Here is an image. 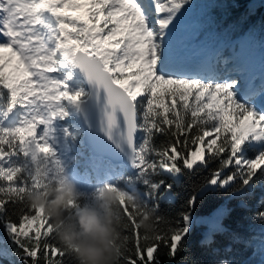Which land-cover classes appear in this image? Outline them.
I'll return each instance as SVG.
<instances>
[{
	"label": "snow or ice",
	"instance_id": "1",
	"mask_svg": "<svg viewBox=\"0 0 264 264\" xmlns=\"http://www.w3.org/2000/svg\"><path fill=\"white\" fill-rule=\"evenodd\" d=\"M194 7L192 0H0V225L8 238L0 257L76 264L27 194L66 175L54 122L95 97L105 101L100 128L119 149L103 185L142 200L139 211L122 201L121 264H161V252L175 259L194 223L207 224L202 243L213 244L228 231L223 221L232 209L221 204L198 218L197 207L216 196L251 210L258 188L252 219L262 227L233 239L254 247L264 264V79L255 82L235 62H190V53L175 49ZM185 182L190 195L165 210ZM97 189L82 186L74 208L90 204ZM148 213L156 214L152 232L138 223Z\"/></svg>",
	"mask_w": 264,
	"mask_h": 264
},
{
	"label": "trees",
	"instance_id": "2",
	"mask_svg": "<svg viewBox=\"0 0 264 264\" xmlns=\"http://www.w3.org/2000/svg\"><path fill=\"white\" fill-rule=\"evenodd\" d=\"M192 3L197 11L194 18L200 24L199 35L203 41H210L215 44L221 41L233 42L238 37L249 33L253 36L252 52L257 47L264 48V0H192ZM224 53L226 54V52ZM227 56L236 58L234 54ZM215 62H219L218 58L215 59ZM163 142V137L156 138L157 147H160ZM94 161L90 151L83 147L80 154L74 155L71 166L75 171L89 176L93 186H103L104 170L112 163L98 160L101 164V171H96L91 167ZM199 178L200 176L194 177L196 180ZM186 189L187 183L185 182L184 188L177 189L179 196L176 201L165 203L162 207L174 212L190 195ZM261 194V190L258 188L255 197L249 201L251 210L238 207L236 200L229 202L227 198L216 196L206 198L205 203L197 207L194 215L198 218L208 217L221 204H227L232 209L231 214L223 221L228 231L217 234L214 243L207 245L202 243L208 232L207 224L203 222L194 223L184 250L178 252L175 259L172 260L161 252L159 254L161 264H218L221 260H230L233 264H261V256L254 247H247L243 242H236L233 239L234 235L245 240L259 233L262 225L257 220L252 219V215L257 209V201ZM11 218L15 221L18 216L13 215ZM7 239L5 229L0 225V240ZM0 260L4 264H10L8 259L0 257ZM12 260L15 261V264H20L18 258L12 257Z\"/></svg>",
	"mask_w": 264,
	"mask_h": 264
},
{
	"label": "clouds",
	"instance_id": "3",
	"mask_svg": "<svg viewBox=\"0 0 264 264\" xmlns=\"http://www.w3.org/2000/svg\"><path fill=\"white\" fill-rule=\"evenodd\" d=\"M82 196L78 183L66 174L43 191L29 192L27 200L52 220L58 241L74 254L76 264H121L122 251L127 246L122 201L139 211V193L105 184L98 187L90 204L77 210L74 205ZM155 215L138 217L142 230L154 231Z\"/></svg>",
	"mask_w": 264,
	"mask_h": 264
},
{
	"label": "rangeland",
	"instance_id": "4",
	"mask_svg": "<svg viewBox=\"0 0 264 264\" xmlns=\"http://www.w3.org/2000/svg\"><path fill=\"white\" fill-rule=\"evenodd\" d=\"M196 13L197 11L194 8L189 11L188 18H186V24H188L186 35L180 38L177 51L190 53V62L199 60L212 65L217 58L219 63L228 61L231 64L235 62L255 82L258 83L261 79H264V48L257 47L252 52L253 36L251 34L246 33L233 42L221 41L215 44L210 41H203L199 35L200 24L194 18ZM228 54H235L236 59L232 61L231 57L227 56ZM68 111V117L54 122L53 127L55 131L53 135L56 141L55 147L60 159L63 161L66 174L76 181L82 190V186L86 187L88 183H91L90 177L75 171L71 166V162L74 155L76 153L80 154L82 148L85 147L83 140L84 130L80 126V109L69 107ZM40 131H42V128ZM93 158L95 161L91 167L99 171L98 168L101 165L98 162L99 158ZM0 264L4 263L0 260Z\"/></svg>",
	"mask_w": 264,
	"mask_h": 264
},
{
	"label": "water",
	"instance_id": "5",
	"mask_svg": "<svg viewBox=\"0 0 264 264\" xmlns=\"http://www.w3.org/2000/svg\"><path fill=\"white\" fill-rule=\"evenodd\" d=\"M104 102L103 99L97 101L95 97H92L86 99L85 103L81 105L80 119L84 129L83 140L85 147L94 157L115 163L119 149H116L115 144L108 140L99 124Z\"/></svg>",
	"mask_w": 264,
	"mask_h": 264
},
{
	"label": "bare ground",
	"instance_id": "6",
	"mask_svg": "<svg viewBox=\"0 0 264 264\" xmlns=\"http://www.w3.org/2000/svg\"><path fill=\"white\" fill-rule=\"evenodd\" d=\"M188 18V17H187ZM191 24V23H190ZM188 24H186V28H185V30H184V32H181V33H179L178 34V36L176 37V39H175V42H174V47H175V49L177 50V48H178V44H179V41H180V38L183 36H185L186 35V31H187V26ZM200 39V38H199ZM202 39V38H201ZM211 57V56H210ZM223 65V64H222Z\"/></svg>",
	"mask_w": 264,
	"mask_h": 264
}]
</instances>
